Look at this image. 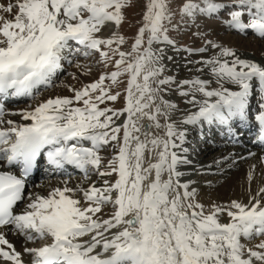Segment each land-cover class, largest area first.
<instances>
[{
  "label": "snow or ice",
  "instance_id": "1",
  "mask_svg": "<svg viewBox=\"0 0 264 264\" xmlns=\"http://www.w3.org/2000/svg\"><path fill=\"white\" fill-rule=\"evenodd\" d=\"M217 27L264 44V0H0V264H264V151L227 200L208 177L246 158H194L264 150V46ZM65 65L98 75L42 98Z\"/></svg>",
  "mask_w": 264,
  "mask_h": 264
},
{
  "label": "bare ground",
  "instance_id": "2",
  "mask_svg": "<svg viewBox=\"0 0 264 264\" xmlns=\"http://www.w3.org/2000/svg\"><path fill=\"white\" fill-rule=\"evenodd\" d=\"M252 43H253L252 44L253 47L251 48L252 50L243 49L244 51L243 50H240V51L251 54L254 51L259 50L260 47L264 46V44H262V42H259L257 39L254 40V42H252ZM250 46H251V44H250ZM65 69L66 70L68 69V65H65ZM63 73H61L60 78H61ZM182 75H184V73H182ZM59 79H57L56 81H58ZM61 95H63V93ZM8 107L9 108H11V107H24V104H22V103L10 104V105H8ZM9 118L17 119L16 117H9ZM196 139L197 138L195 136V138L193 140V144H195ZM214 151H216L214 154L211 153ZM249 151L252 153H255V156L248 157ZM261 152H262L261 150H245L241 146L226 145V144H223L222 142L208 144V145L203 143L202 147L197 149V152L194 153V158L197 161H199L201 164H204V165L210 164L212 162L213 158H219L222 154L228 155L229 153H236V154H238V156L246 158L243 160H237V167H234L230 171L227 172V175L230 174L228 177L219 178V180H220L219 183H222V184L220 186L214 188L213 196H217L219 198H222L223 200H227L229 197L235 198V197L240 196L241 191H242L240 184L244 179V175L248 169V166L250 164H253L256 162V160L259 157V155L261 154ZM210 153L212 155H209ZM214 170L215 169H213V171ZM234 170H236V171L233 172ZM62 179H63V177L46 176L41 181L36 183V184H39L40 187L39 188L34 187L33 191H39L41 193H44L46 191V189L48 188L49 184H51L52 186H56L58 184V181H60ZM216 179L217 178H214V182ZM79 180H80V177L78 176L74 180L70 179L69 183L75 184V183L79 182ZM252 187L253 188L256 187L255 181L253 182ZM9 239H11L12 242L14 244H16L17 248L19 249L21 241L16 240L14 237H9Z\"/></svg>",
  "mask_w": 264,
  "mask_h": 264
},
{
  "label": "rangeland",
  "instance_id": "3",
  "mask_svg": "<svg viewBox=\"0 0 264 264\" xmlns=\"http://www.w3.org/2000/svg\"><path fill=\"white\" fill-rule=\"evenodd\" d=\"M131 20H132V17H130V23H131ZM130 23L124 24L122 26V29H121L122 32L128 36H131L132 33L135 31L134 25L130 26ZM184 39L186 42L192 43V41H189L187 37H185ZM215 39L220 40V41L224 42L225 44L233 46L239 50H243V49L252 50L251 49L253 47L252 42H254V40H256V39H253L251 36L245 38L243 36H239V35H236L234 33H229V32L223 31L219 27L216 28ZM259 42H261V41H259ZM196 43L198 44L199 41H196ZM250 44H251V46H250ZM84 63H86V62H84ZM79 71H81V70H77L75 67L68 66V69L65 71V73H63L62 77L58 81L55 82L56 85H59V87H54L53 89H50L47 92L42 93V98L47 97L49 94H60L61 95L63 93V95H69L70 93H68L67 88H65L63 86L64 84L72 85L74 87H79L81 82L87 83L90 80L95 79L96 76L98 75L97 69H93L92 72L86 76H80ZM68 73H76L77 76L79 77V79L73 80L71 78V76L68 75ZM181 75H182V73H181ZM115 106L116 107L122 106V102H117ZM198 145H199L198 143L195 144V146H197V147H198ZM215 152L216 151L211 152V153L214 154ZM211 153L209 155H212ZM235 171L236 170H234L233 172H235ZM229 175L230 174H228L226 177H228ZM208 179H213V181H214V177H212V176H209ZM215 182H216V180H215ZM221 184L222 183H215L214 185H215V187H218ZM213 192H214V190H213ZM213 192H212V194H213Z\"/></svg>",
  "mask_w": 264,
  "mask_h": 264
}]
</instances>
